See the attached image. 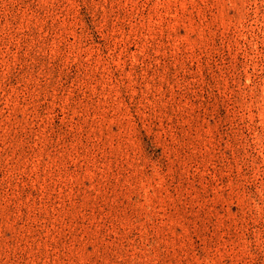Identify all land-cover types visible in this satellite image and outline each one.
Returning <instances> with one entry per match:
<instances>
[{
	"label": "rangeland",
	"instance_id": "374dc122",
	"mask_svg": "<svg viewBox=\"0 0 264 264\" xmlns=\"http://www.w3.org/2000/svg\"><path fill=\"white\" fill-rule=\"evenodd\" d=\"M0 264H264V0H0Z\"/></svg>",
	"mask_w": 264,
	"mask_h": 264
}]
</instances>
